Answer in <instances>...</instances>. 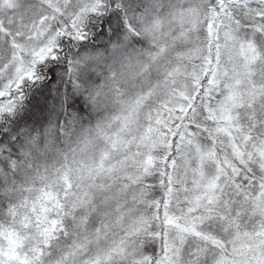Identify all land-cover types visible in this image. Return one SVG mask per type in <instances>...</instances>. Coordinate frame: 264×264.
Returning <instances> with one entry per match:
<instances>
[{
  "label": "snow or ice",
  "instance_id": "obj_1",
  "mask_svg": "<svg viewBox=\"0 0 264 264\" xmlns=\"http://www.w3.org/2000/svg\"><path fill=\"white\" fill-rule=\"evenodd\" d=\"M0 264H264V0H0Z\"/></svg>",
  "mask_w": 264,
  "mask_h": 264
}]
</instances>
